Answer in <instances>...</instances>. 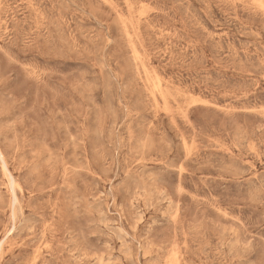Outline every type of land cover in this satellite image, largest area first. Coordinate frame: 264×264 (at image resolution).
<instances>
[{
  "label": "rangeland",
  "instance_id": "374dc122",
  "mask_svg": "<svg viewBox=\"0 0 264 264\" xmlns=\"http://www.w3.org/2000/svg\"><path fill=\"white\" fill-rule=\"evenodd\" d=\"M0 152V264H264V0H0Z\"/></svg>",
  "mask_w": 264,
  "mask_h": 264
},
{
  "label": "bare ground",
  "instance_id": "6f19581e",
  "mask_svg": "<svg viewBox=\"0 0 264 264\" xmlns=\"http://www.w3.org/2000/svg\"><path fill=\"white\" fill-rule=\"evenodd\" d=\"M155 72V71H154ZM156 76V75H155ZM158 82V81H157ZM159 84H160V81H159ZM154 85H155V83H154ZM160 86V85H159ZM154 87H156V86H154ZM160 88V87H159ZM157 90V89H156ZM166 90V89H165ZM161 91V90H160ZM192 102H194V100L192 101ZM191 102V103H192ZM182 111V110H181ZM237 137V136H236ZM184 143V142H183ZM187 145V144H186ZM185 146V145H184ZM242 146V145H241ZM248 147V146H247ZM254 147V146H253ZM187 148H188V146H187ZM236 148V147H235ZM252 155V154H251ZM0 157H2V154H1V152H0ZM181 166V165H180ZM251 166V165H250ZM250 171V170H249ZM181 172V171H180ZM256 178V177H255ZM257 179V178H256ZM11 186V185H10ZM6 188V187H5ZM12 188V187H11ZM12 190H13V188H12ZM211 194V193H210ZM15 204H17V203H15ZM173 212V211H172ZM15 214H13V216H14ZM177 215V214H176ZM175 215V216H176ZM14 218V217H13ZM16 219V218H15ZM235 220V219H234ZM14 222H15V220H14ZM241 223V222H240ZM15 230V229H14ZM13 230V231H14ZM16 235V234H15ZM42 235V234H41ZM8 238V237H7ZM4 244V243H3ZM221 245V244H220ZM3 246V245H2ZM224 248V247H223ZM166 251V250H165ZM39 252V251H38ZM167 254H168V252H167ZM37 256V255H36ZM35 256V257H36ZM232 256V255H231ZM175 258V257H174ZM38 260V259H37ZM174 262H175V259H174ZM170 264V263H169Z\"/></svg>",
  "mask_w": 264,
  "mask_h": 264
}]
</instances>
